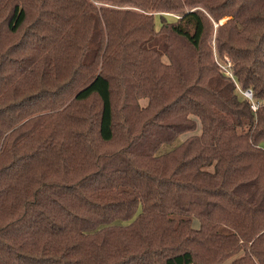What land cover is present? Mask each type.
<instances>
[{
    "label": "trees",
    "instance_id": "obj_1",
    "mask_svg": "<svg viewBox=\"0 0 264 264\" xmlns=\"http://www.w3.org/2000/svg\"><path fill=\"white\" fill-rule=\"evenodd\" d=\"M236 82L264 99V0H0V264H264Z\"/></svg>",
    "mask_w": 264,
    "mask_h": 264
},
{
    "label": "rangeland",
    "instance_id": "obj_2",
    "mask_svg": "<svg viewBox=\"0 0 264 264\" xmlns=\"http://www.w3.org/2000/svg\"><path fill=\"white\" fill-rule=\"evenodd\" d=\"M165 17L169 22H173L177 18H179L180 16L178 17L175 15H165ZM155 22H156V26L158 28L160 26V19H159L158 15H156V17H155ZM212 47H213L214 57H215V59H217V52H216L214 39L212 40ZM90 91H97L98 93H100L102 98L105 99L107 97V84L102 79H100V80L98 79L95 83H93V85H91L89 87V89L86 90V93H89ZM105 100L107 101V98ZM146 104H147V100H141L142 106H145ZM107 108L108 107L105 105L106 111H107ZM105 115H107V114H105ZM106 118H107V116L105 117V119ZM195 134H200V130L198 129ZM179 140L180 141L184 140V137H180ZM179 140H178V142H179ZM171 147L172 146H170V145H166L164 150L161 151V153L167 152V150H169V148H171ZM254 183L255 182L251 181V182L242 184V185H240V187L237 188V191L239 193H242L249 200L251 199V201L253 200L254 202H256V203H258L264 207V191H262L259 196H256V193H255V189H256L255 185L256 184H254ZM242 254H243V252L238 254L236 257H234L228 261H225L223 264H229L232 260L241 256Z\"/></svg>",
    "mask_w": 264,
    "mask_h": 264
},
{
    "label": "built area",
    "instance_id": "obj_3",
    "mask_svg": "<svg viewBox=\"0 0 264 264\" xmlns=\"http://www.w3.org/2000/svg\"><path fill=\"white\" fill-rule=\"evenodd\" d=\"M227 75L233 77L232 72L229 70L230 68L226 69V67H223ZM236 89L239 95L249 103L250 108L253 112H258L260 109H264V99H259L255 97L254 92L252 89H243L239 83L236 82Z\"/></svg>",
    "mask_w": 264,
    "mask_h": 264
}]
</instances>
